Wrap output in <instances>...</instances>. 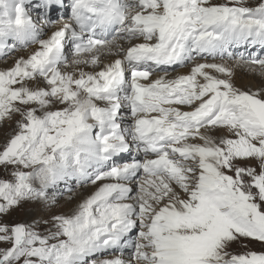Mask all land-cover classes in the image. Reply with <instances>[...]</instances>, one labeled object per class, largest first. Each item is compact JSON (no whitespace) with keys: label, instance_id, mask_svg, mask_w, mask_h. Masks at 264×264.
Listing matches in <instances>:
<instances>
[{"label":"snow or ice","instance_id":"obj_1","mask_svg":"<svg viewBox=\"0 0 264 264\" xmlns=\"http://www.w3.org/2000/svg\"><path fill=\"white\" fill-rule=\"evenodd\" d=\"M24 4L0 0V58L39 45L0 69V123L20 117L0 146V216L70 180L96 187L46 235L0 222V264H264L248 248L264 246V87L233 82L236 66L264 76V57L232 51L264 50V0H71L47 39Z\"/></svg>","mask_w":264,"mask_h":264},{"label":"rangeland","instance_id":"obj_2","mask_svg":"<svg viewBox=\"0 0 264 264\" xmlns=\"http://www.w3.org/2000/svg\"><path fill=\"white\" fill-rule=\"evenodd\" d=\"M42 1L43 0H30V4L25 3L24 7L26 8V10L29 13H31V16H35L37 18L36 12H38V10L36 9V7H33V5L34 4L36 5L38 2H40V4H42L43 3ZM61 1L63 3H65V0H61ZM224 2H225V0H215L214 1V3H224ZM53 8H55V6H53ZM47 12L48 11L38 12V13H40L42 15L44 13L47 14ZM61 17H62V15H61L60 11H58V9H57L56 14H54L50 17L48 16L49 19L56 20V21L60 20ZM36 22L42 23L41 17L37 18ZM52 26L53 25H49L46 28L45 27L41 28L40 29V35L38 38L39 39H47L52 33L50 31ZM38 47H39V45H37V44H30L26 49H19L14 53L9 54V56L6 58H0V63H5L8 61L13 63L14 60L16 58H18V54H23L27 51H29V52L33 51V50L37 49ZM256 48L257 49L255 51L252 49L251 50L247 49L245 54L256 53L257 55L264 57V50L260 49L259 47H256ZM72 50L73 49H71V46H68L67 48H65V55L68 57L69 60H71V58H72V52H71ZM232 51L234 53H237L235 48L232 49ZM207 62L212 63V62H222V61H220L219 57H217L215 60H213L212 57H208ZM228 62H230L231 64L234 63V61H228ZM190 67H191L190 63L185 65V66L172 67V68L167 70V74H169V73H172V74L179 73L180 74V72H182V74H184V73L186 74L189 71ZM62 69H64V68L62 67ZM68 70L71 71L70 68ZM243 72H247V74L249 73V75L250 74L251 75L246 76V75L240 73L239 75L233 76V82L238 88H240L242 90H248L250 88L255 90L257 88L264 87V79L259 77V71L258 70L252 71V70L243 68ZM238 78L240 79V81L237 80ZM38 79L41 82H43L42 79H40V78H38ZM241 79L245 80V82L243 84H242ZM239 82H240V84H237ZM42 87H46L44 82H43ZM53 107L54 108L60 107V105H54ZM124 111H125L124 114L127 113L126 109H124ZM19 119H20V117L18 115L15 116L14 119L12 120L15 123H13L12 126L8 121L0 123V133H1L0 134V146H2L6 142V140L12 134H14V132L17 130L16 120H19ZM131 119H128L127 123H131ZM217 135H218V133H217ZM118 157H120V155ZM118 157L113 158V161H115V163L118 162V161H116L118 159ZM128 158L130 159V156ZM110 163H112V161H110ZM252 163H254V162H252ZM10 171H11L10 168L8 170H5V168L3 166H0V178H5V179L10 178ZM72 184L74 185V186L72 185V188L74 190L73 193H69V192L65 191L64 189L67 187V185L62 183L59 186V187L63 186L62 189L56 188V189H50L49 190V193H48L49 204L47 206L43 202H38V201L24 202L19 207L11 210L8 214L0 216V222L7 223L9 225H13V224H17V223L33 224L34 221H38L39 223L35 224V230L38 231L41 235H46L47 231L50 228H52L51 217L53 215L64 214L65 208L61 212H58L59 210L56 208L61 201L64 203L63 205H65L68 201L69 202L67 204H69V203L73 204L76 202V197L78 194H80V196H82L83 194L87 193L86 195H88L91 193V191L93 192V190H95V187H96V186L91 185V184H84V185H81L80 187H77L75 181L74 182L72 181ZM68 185H71V183H68ZM81 188H82V190H81ZM74 194H76V196ZM66 195H68V197L71 195L72 199L69 200ZM53 199L56 201L55 204L51 203V200H53ZM34 209L37 210V212L32 214L33 213L32 211H34ZM34 217H35V219H33ZM26 218H28V219H26ZM43 221H48V223L45 224V223H43ZM137 231H138V229H137ZM133 235H135V232L133 233ZM6 246L7 245H0V247H6ZM248 248L251 250H255V251H264V246H262L258 243H248ZM245 250L246 249L242 248L239 244H234L232 246V248L230 249V251H232L234 253H240V252H243ZM130 252H131V250H125V252L123 254V258L125 260L129 259ZM118 254L119 253H116V252L102 253V254H100V256L98 258H100V259L111 258L113 255H118Z\"/></svg>","mask_w":264,"mask_h":264},{"label":"bare ground","instance_id":"obj_3","mask_svg":"<svg viewBox=\"0 0 264 264\" xmlns=\"http://www.w3.org/2000/svg\"><path fill=\"white\" fill-rule=\"evenodd\" d=\"M214 1L215 0H212V2L214 3ZM43 2V1H42ZM25 3H27V4H30V0H25ZM37 5H41L40 4V2H38L36 5L34 4L33 5V7H36V9L38 10V12H45V11H48L47 12V15L50 17V16H52V15H54V14H56V12H57V9H58V11H60V13H61V15H62V17L61 18H63V20L62 19H60V20H58V24L57 25H53L52 27H51V29H50V31L52 32V31H54V30H56V28L59 26V24L60 23H63V21L64 20H67L68 19V16H69V12H68V10H67V0H65V3H63L62 1H61V3L60 4H52V5H50L48 8H43V7H37ZM53 6H55V8H53ZM38 12H36L37 14V18H40L41 17V14L40 13H38ZM29 13V12H28ZM29 15H30V17L33 19V21L37 24V26H38V28H46V27H48V26H45V25H43L42 23H40V22H36V17L35 16H31V13H29ZM68 46H71V49H73V45H72V42L71 41H67L66 43H65V48H67ZM124 46L126 47L127 46V43L125 42L124 43ZM258 47V46H257ZM234 49V48H233ZM236 49V51L237 52H241V51H244V52H246L247 51V49L248 50H256L257 48L255 47V48H248V47H242V48H235ZM31 52V51H30ZM29 51H27V52H25V53H23V54H18V57H20V56H27L29 53H30ZM72 52V51H71ZM87 54H85V56H86ZM109 59H111V57H101V60H102V63L103 62H107ZM198 62H207V60L205 61V60H199ZM14 63V62H13ZM13 63H11L10 61H8V62H5V63H0V69H6V68H9V67H11L12 65H13ZM207 63H209V62H207ZM227 63H229L230 65H233L234 63H230V62H228L227 61ZM63 67V66H62ZM175 67H178V66H175ZM81 68L83 69V71H85V72H95V71H99L100 70V66H92V65H82L81 66ZM243 68H246V69H249L248 67H245V66H236V67H234V76H236V75H239L240 73L241 74H244V75H246V76H248L249 75V73L247 74V72H243ZM168 69H170V68H168ZM62 70H64V69H62ZM68 70V69H67ZM245 70V69H244ZM249 70H251V69H249ZM253 71V70H252ZM179 73H177V74H172V73H169V74H167V78H173V77H175L176 75H178ZM180 74H182V72H180ZM185 74V73H184ZM156 75H164V72L163 71H158L157 73H156ZM251 75V74H250ZM249 75V76H250ZM259 77L260 78H262V79H264V76H262L261 74H260V72H259ZM153 79L155 78V76H153L152 77ZM238 81H240V79L238 78L237 79ZM43 81V80H42ZM241 81H242V84L245 82V80L244 79H241ZM31 83V82H30ZM38 86H41L42 87V85H43V82H41L39 79H38ZM237 84H240V82L239 83H237ZM254 86V85H253ZM127 110V113H125L124 114V109L122 110V112H121V115H123L124 116V119H125V121L127 122L128 121V119H131V116H130V113H129V110L128 109H126ZM10 124H11V126H12V124L13 123H15V122H13V121H8ZM1 134V133H0ZM135 154V152L134 151H132V152H126V153H122V154H120V157H118V159L116 160V161H118L117 163H123V162H125V161H130L131 160V158H132V156ZM130 156V159L128 158ZM142 158V157H141ZM115 162V161H114ZM110 163V162H109ZM72 181L74 182L75 180H70V181H68V183H71V187H72ZM98 183H100V182H98ZM74 186V185H73ZM60 189H62L63 188V186L62 187H59ZM81 190H82V188H81ZM84 190V189H83ZM86 190V189H85ZM80 191V190H79ZM91 191V190H90ZM94 191V190H93ZM84 193V192H83ZM91 193H92V191H91ZM77 194V193H76ZM76 194H74L75 196H76ZM87 194V193H86ZM86 194H83L82 196H80V194H78L77 195V197H76V202L75 203H73V204H71V203H69V204H65V205H63L64 203L61 201L60 203H59V205L56 207L59 211L58 212H61V211H63L64 210V208H65V211H64V214H69V213H71V211L75 208V206L77 205V203L81 200V199H83L84 197H86L87 195ZM86 195V196H85ZM67 197H68V195H66ZM54 208V207H53ZM33 213L32 214H34V213H36L37 212V210H35L34 209V211H32ZM52 215V214H51ZM36 217V216H35ZM35 217L33 218V219H35ZM26 219H28V218H26Z\"/></svg>","mask_w":264,"mask_h":264}]
</instances>
